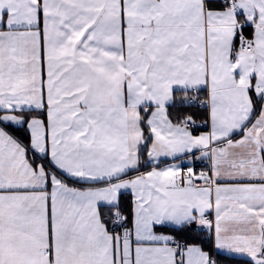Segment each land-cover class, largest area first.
I'll return each instance as SVG.
<instances>
[{"label":"snow or ice","instance_id":"obj_1","mask_svg":"<svg viewBox=\"0 0 264 264\" xmlns=\"http://www.w3.org/2000/svg\"><path fill=\"white\" fill-rule=\"evenodd\" d=\"M0 264H264V0H0Z\"/></svg>","mask_w":264,"mask_h":264}]
</instances>
